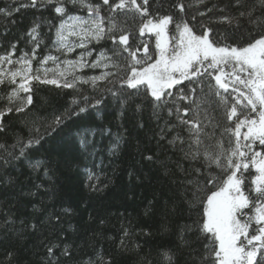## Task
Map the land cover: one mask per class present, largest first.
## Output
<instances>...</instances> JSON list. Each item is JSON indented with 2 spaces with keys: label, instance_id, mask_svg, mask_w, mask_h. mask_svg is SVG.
<instances>
[{
  "label": "snow or ice",
  "instance_id": "obj_1",
  "mask_svg": "<svg viewBox=\"0 0 264 264\" xmlns=\"http://www.w3.org/2000/svg\"><path fill=\"white\" fill-rule=\"evenodd\" d=\"M203 2L192 0L186 4L185 0H175L170 7L184 13L186 6L199 7ZM258 3L264 9V0ZM46 6L60 18L55 25L52 46L64 58L49 53L33 66L43 43L39 24L26 34L33 45L30 54L25 52L16 57V45L12 44L11 50L0 56V88L14 86L0 96V100L7 102L0 110V131H4L2 118L6 114L13 110L24 112L33 104L34 83L75 91H80L82 85L99 91L102 84H111L112 88L104 90L117 103L121 119L129 112L139 114L149 106L153 116L159 119L157 110L173 104L174 108H168V115H175L188 134L185 138L176 133L167 140L173 149L179 144L181 160L190 162L188 169L178 162L180 176L173 178V183L180 186L179 194L192 220L180 229V246L192 249L185 259L190 264H264V31L258 35L250 33L244 44H221L214 37L210 38L212 30L206 25L198 32L183 17L177 19L172 12L162 14L158 9L164 5L159 0H100L99 3L94 0H30V4L21 5ZM70 6L86 10V16L73 14ZM102 6H107V16L102 14ZM234 6L240 7L241 0H235ZM0 12L9 15L11 9H0ZM254 12L255 9H251L247 15L252 17ZM128 14H132L133 21L139 18L138 35L128 29ZM245 15L240 12L241 17ZM195 19L193 16L192 20ZM219 19L229 23L232 20L228 16ZM250 23L260 27L264 25V16L251 19ZM105 40L111 41V49L91 47ZM77 49L82 51L75 58H69ZM86 69L102 71L99 75H88ZM180 85L184 87H178ZM197 90L204 93V99L199 102ZM208 97L216 98L226 123L222 124L203 108L204 103L211 107ZM180 101L191 107H181ZM73 103L77 104V109L55 116L49 125L51 131H63L66 121L79 117L89 108L99 113L98 105L104 100L96 99L94 104H80L76 100ZM172 127L174 125L167 126V131ZM110 132L108 128H78L75 135L81 152L95 155V137ZM123 139L122 134L117 135L109 149L111 154H116ZM159 139H166L164 128ZM38 142L39 138L21 144L19 156L13 159L23 158L31 174L51 180L59 161L31 155L27 150ZM0 148L4 145L0 144ZM145 158L153 159L152 156ZM85 171L88 180L85 186L91 191L102 192L107 187V183L101 184L99 175L89 169ZM168 172L165 168L166 175ZM35 188L37 191L43 188L45 193L50 191L44 183H36ZM61 212L70 213L71 209L62 208ZM60 219L55 210L48 214L53 227L57 226L53 222ZM188 234H194V239L186 238ZM56 248L59 244L47 246L49 258ZM61 254L70 256L71 252L65 246ZM161 256L163 264H181L183 253L168 249ZM97 258L102 259L99 253ZM83 264L96 262L89 258ZM146 264L152 262L147 260Z\"/></svg>",
  "mask_w": 264,
  "mask_h": 264
},
{
  "label": "trees",
  "instance_id": "obj_2",
  "mask_svg": "<svg viewBox=\"0 0 264 264\" xmlns=\"http://www.w3.org/2000/svg\"><path fill=\"white\" fill-rule=\"evenodd\" d=\"M94 2L99 3L100 0ZM174 2L159 0L164 7L158 11L162 14L172 12L177 19L183 17L198 32L202 25H206L212 30L210 38L214 37L221 44H244L250 33L258 35L264 31V25L257 27L250 23L251 19L264 16V9L259 6L258 0H241L240 7L234 6L235 0H204L199 7L186 6L184 13L170 7ZM185 2L191 3L192 0ZM24 4H30V0H0V9H11L9 15L0 12V56L9 52L12 44L16 45V57L25 52L30 54L33 45L26 34L39 24L43 43L37 51V60L33 61L34 67L40 58L49 53L64 58L52 46L55 25L60 18L50 10V6L21 7ZM209 8L211 11H208ZM251 9L255 12L249 17L247 13ZM70 11L76 15L87 14L86 10L71 6ZM200 11L207 14L197 15ZM240 12L246 15L241 17ZM102 14L108 15L107 6H102ZM193 16L196 17L194 21ZM224 16L231 17V22H222L219 18ZM131 17L132 14H128V29L133 35H138L139 18L133 21ZM91 47L111 49L112 45L111 41L105 40ZM78 51L69 58H75ZM95 55L94 52L93 58ZM120 62L126 63L123 60ZM85 73L97 75L99 71L90 69ZM185 84L188 82L185 81ZM10 87L14 86L0 88V96ZM112 87L105 83L99 91H93L89 86L82 85L80 91H75L34 83L33 104L24 112L13 110L2 118L0 264H83L89 258L96 264H146L147 260L152 264H163L161 253L168 249L183 253L181 264H190L185 257L192 249L182 248L179 236L181 227L192 220L189 208L179 194L180 186L173 183V178L180 176L177 163H183L188 169L190 162L181 160L179 144L173 149L167 143L176 133L185 138L188 134L175 115H168V108H174L171 103L157 110L159 119L153 116L150 106L139 114L129 112L125 118H119L117 103L104 90ZM197 97L198 102L203 100L204 93L197 90ZM100 98L104 103L98 105L99 113L95 108H89L79 117L66 121L63 131H51L49 125L55 116L77 109L74 100L80 104H94ZM208 100L211 107L209 103H204L203 108H207L209 115H215L222 124L226 123L216 98L208 97ZM143 102L147 104L146 100ZM6 103L0 100V110ZM179 103L181 107H191L182 101ZM203 115L202 111L201 118ZM140 123L144 126L140 127ZM169 125H174L171 131H167ZM82 126L111 130L108 135L97 134L95 137V155L87 156L80 150L75 133ZM161 128L165 129V140L159 139ZM118 134H122L124 139L113 155L109 149ZM37 138L39 142L27 151L37 158L59 161L51 180L31 174L27 163L22 162L23 158L13 159V156H19L21 144ZM147 156L153 159L148 160ZM165 168L169 170L167 175ZM85 169L99 175L101 184L107 183L102 192H93L85 186L88 183ZM36 183H44L50 191L45 193L43 188L37 191ZM62 208H70L71 212L63 213ZM53 210L61 217L59 222H53L56 227L48 221V214ZM189 237L194 239V234L186 236ZM53 243L59 244V248L54 249L49 258L47 246ZM65 246L69 248L70 256L61 254ZM97 253L102 259L97 258Z\"/></svg>",
  "mask_w": 264,
  "mask_h": 264
},
{
  "label": "rangeland",
  "instance_id": "obj_3",
  "mask_svg": "<svg viewBox=\"0 0 264 264\" xmlns=\"http://www.w3.org/2000/svg\"><path fill=\"white\" fill-rule=\"evenodd\" d=\"M79 49H77L76 51H78ZM75 53V52H74ZM79 53V51L77 52V54ZM73 54V53H72ZM76 54V55H77ZM62 58V57H61ZM63 59V58H62ZM33 66H34V64H33ZM86 70H90V69H86ZM97 71H99V73L97 74V75H99L100 74V72L102 71L101 69H96Z\"/></svg>",
  "mask_w": 264,
  "mask_h": 264
}]
</instances>
